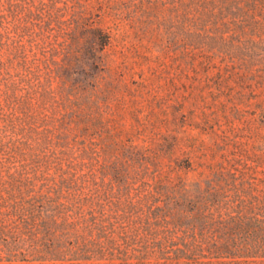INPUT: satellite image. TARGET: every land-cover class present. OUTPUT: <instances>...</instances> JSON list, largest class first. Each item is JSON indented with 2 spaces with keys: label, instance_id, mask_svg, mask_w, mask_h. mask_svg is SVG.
<instances>
[{
  "label": "trees",
  "instance_id": "obj_1",
  "mask_svg": "<svg viewBox=\"0 0 264 264\" xmlns=\"http://www.w3.org/2000/svg\"><path fill=\"white\" fill-rule=\"evenodd\" d=\"M109 22L234 64L264 0H0V264H264L255 187L190 182L124 134Z\"/></svg>",
  "mask_w": 264,
  "mask_h": 264
},
{
  "label": "rangeland",
  "instance_id": "obj_2",
  "mask_svg": "<svg viewBox=\"0 0 264 264\" xmlns=\"http://www.w3.org/2000/svg\"><path fill=\"white\" fill-rule=\"evenodd\" d=\"M108 50L115 73L124 75L120 115L125 135L136 144L175 147V158L190 165V182L240 189L251 185L264 196V33L255 48L234 64L204 53H161L116 30ZM186 160L188 162L186 163Z\"/></svg>",
  "mask_w": 264,
  "mask_h": 264
}]
</instances>
